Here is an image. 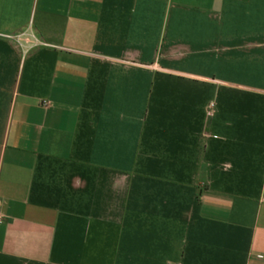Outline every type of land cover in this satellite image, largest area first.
I'll use <instances>...</instances> for the list:
<instances>
[{
	"label": "crops",
	"instance_id": "1",
	"mask_svg": "<svg viewBox=\"0 0 264 264\" xmlns=\"http://www.w3.org/2000/svg\"><path fill=\"white\" fill-rule=\"evenodd\" d=\"M0 264H264V0H0Z\"/></svg>",
	"mask_w": 264,
	"mask_h": 264
},
{
	"label": "built area",
	"instance_id": "2",
	"mask_svg": "<svg viewBox=\"0 0 264 264\" xmlns=\"http://www.w3.org/2000/svg\"><path fill=\"white\" fill-rule=\"evenodd\" d=\"M1 221H2V218L0 217V223H1Z\"/></svg>",
	"mask_w": 264,
	"mask_h": 264
}]
</instances>
